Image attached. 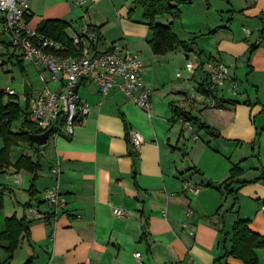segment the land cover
Here are the masks:
<instances>
[{"label":"crops","instance_id":"0c3cea01","mask_svg":"<svg viewBox=\"0 0 264 264\" xmlns=\"http://www.w3.org/2000/svg\"><path fill=\"white\" fill-rule=\"evenodd\" d=\"M28 1L27 19L36 29L46 20H64L71 39L86 19L98 32V50L121 45L139 52L152 115L119 90L102 94L86 78L78 93L91 111L72 136L13 145L12 165L0 171V235L12 216L24 218L29 233L20 235L13 253L0 236V264H139L137 252L140 264H245L225 255L238 218L249 219L251 230L264 236V0H190L179 6L178 18L156 16L157 22L173 23L187 44L166 54L154 53L153 31L136 0ZM192 53L218 55L240 84L236 93L226 84L216 107L191 110L198 140L173 107L204 79L198 71L188 81L172 82ZM40 90L27 97L26 111L15 99L24 116ZM23 119L12 123L13 132L24 130ZM131 129L144 137L136 152ZM4 146L0 137V150ZM24 156L39 164L36 175L15 166ZM57 161L60 176L52 172ZM185 181L199 192L185 190ZM56 182L66 197L58 211L42 195ZM115 208L125 215H116ZM255 250L264 264V248Z\"/></svg>","mask_w":264,"mask_h":264},{"label":"built area","instance_id":"2783aa9c","mask_svg":"<svg viewBox=\"0 0 264 264\" xmlns=\"http://www.w3.org/2000/svg\"><path fill=\"white\" fill-rule=\"evenodd\" d=\"M78 3L82 4L83 0H78ZM29 12L28 0H0V68L8 61H29L44 83L26 113L32 125L31 133L42 134L49 130L47 143L63 132L72 136L78 122L91 111L90 103L77 91L81 80L86 78L93 81L102 94L119 90L148 116L152 115V90L144 83V62L139 52L121 45H114L105 51L98 50V32L83 19L79 31L70 39L73 52L66 53V44L29 24ZM198 71L204 73L203 81L196 90L185 92L173 104L177 111L176 119L193 140H198L199 135L189 118L191 110L200 105L216 107L218 93L226 84L234 93L240 87L238 80L230 74L228 65L218 55L202 57L198 53L190 54L185 69L178 71L176 77L188 81ZM50 83H54L55 88ZM0 89L6 95H16V91L9 86ZM128 135L131 146L138 151L144 143L142 133L131 129ZM52 172L60 176L59 161L53 165ZM184 189L196 194L200 187L185 181ZM42 195L56 211L65 208L66 197L57 182L44 189ZM30 210L38 214L36 208ZM114 213L123 217L125 210L115 208ZM135 257L140 264V253L137 252Z\"/></svg>","mask_w":264,"mask_h":264},{"label":"trees","instance_id":"16d2710c","mask_svg":"<svg viewBox=\"0 0 264 264\" xmlns=\"http://www.w3.org/2000/svg\"><path fill=\"white\" fill-rule=\"evenodd\" d=\"M190 0H136L137 4L144 9V18L149 22L153 31V37L150 45L155 54H166L173 51L177 46L187 47L186 42L181 41L177 36L173 23L163 24L156 21V16L162 14H172L174 18L180 16L179 6ZM68 23L64 20H46L41 23L39 30L48 36L63 42L68 46L66 53H72L71 40L67 38L65 29ZM254 48H251L253 51ZM202 85H200V88ZM5 93L0 89V137L4 140L5 146L0 150V171L12 165L10 159V149L19 141H30L34 143L30 134L32 125L24 116L21 106L15 101L16 95H8V102L4 101ZM24 117V130L15 133L11 130L14 121ZM192 121L193 118L189 117ZM18 168L26 167L32 172L37 173L39 164L32 162L29 157H21L15 165ZM235 168L232 169V174ZM4 207L3 189H0V210ZM29 233L28 222L22 218L18 219L12 216L6 219V230L0 235L3 239L9 240L10 245L7 248L13 253L19 244L20 235ZM232 249L225 256L233 255L242 260L245 264H260L256 248H264V236L253 232L250 228V220L238 218L233 226ZM29 263V262H28Z\"/></svg>","mask_w":264,"mask_h":264},{"label":"rangeland","instance_id":"374dc122","mask_svg":"<svg viewBox=\"0 0 264 264\" xmlns=\"http://www.w3.org/2000/svg\"><path fill=\"white\" fill-rule=\"evenodd\" d=\"M25 80H28L33 86V89L28 93L23 91ZM181 81L183 80L173 76L172 82L177 84ZM7 86L13 88L17 92V96L13 97L20 102L21 106L26 111L27 97L40 90L42 82L38 71L30 62L26 60H15L13 63L4 64L0 68V88L4 89ZM6 96L8 98V95Z\"/></svg>","mask_w":264,"mask_h":264},{"label":"water","instance_id":"95a60500","mask_svg":"<svg viewBox=\"0 0 264 264\" xmlns=\"http://www.w3.org/2000/svg\"><path fill=\"white\" fill-rule=\"evenodd\" d=\"M23 89H24V92H29L31 90V87H30L27 80H25V82H24V88ZM77 91H78V88H77ZM48 135H49V130L42 133V134L32 133V134H30V138L34 142H36L38 145H45L48 142ZM62 135L65 136L66 134L63 132ZM132 152H136V150L133 147H132Z\"/></svg>","mask_w":264,"mask_h":264}]
</instances>
